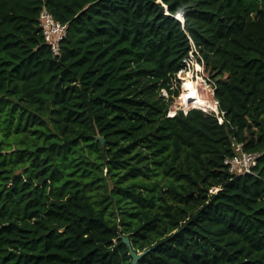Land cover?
<instances>
[{"label":"trees","instance_id":"obj_1","mask_svg":"<svg viewBox=\"0 0 264 264\" xmlns=\"http://www.w3.org/2000/svg\"><path fill=\"white\" fill-rule=\"evenodd\" d=\"M190 40L222 124L167 115ZM0 130V264H264V0H0Z\"/></svg>","mask_w":264,"mask_h":264},{"label":"built area","instance_id":"obj_2","mask_svg":"<svg viewBox=\"0 0 264 264\" xmlns=\"http://www.w3.org/2000/svg\"><path fill=\"white\" fill-rule=\"evenodd\" d=\"M38 19L44 42L53 55L58 54L59 43L66 36V26L56 21L46 9L40 11ZM189 42L190 49L182 58L181 67L173 77V85L178 89V93L173 96L167 115L173 116L177 111L186 114L188 110L196 108L204 114L215 117L217 122L222 124L224 111L219 109L218 100L215 98L214 81L210 80L207 74H204L202 55L194 43L191 40ZM198 89L201 90L203 98L198 101V105H195L196 99H199L197 98ZM192 92H195V95ZM161 93L164 97H168L165 90L162 89ZM181 94L185 98L182 97V101H179ZM232 147L233 154L223 160L228 172L232 175L251 172L260 154L244 150L242 144L235 141L232 142ZM216 190L217 188H212L210 191L215 192Z\"/></svg>","mask_w":264,"mask_h":264},{"label":"water","instance_id":"obj_3","mask_svg":"<svg viewBox=\"0 0 264 264\" xmlns=\"http://www.w3.org/2000/svg\"><path fill=\"white\" fill-rule=\"evenodd\" d=\"M179 16V17H178ZM176 16L178 20L183 22V16L179 14ZM96 134L94 135V139L99 141L101 145H104V138L98 133V130L96 129ZM121 242L125 244L127 247L128 253L131 256V264H136L137 261L146 253L149 251V248L145 249L144 251H135L129 241V238L127 236H121Z\"/></svg>","mask_w":264,"mask_h":264},{"label":"rangeland","instance_id":"obj_4","mask_svg":"<svg viewBox=\"0 0 264 264\" xmlns=\"http://www.w3.org/2000/svg\"><path fill=\"white\" fill-rule=\"evenodd\" d=\"M197 98L202 99L203 95L201 93V90L198 89V93H197ZM5 130H0V139H3L4 141H7L10 139V137H12V135H10V137H6L4 134ZM103 173H105V171H103ZM214 191V190H213Z\"/></svg>","mask_w":264,"mask_h":264},{"label":"bare ground","instance_id":"obj_5","mask_svg":"<svg viewBox=\"0 0 264 264\" xmlns=\"http://www.w3.org/2000/svg\"><path fill=\"white\" fill-rule=\"evenodd\" d=\"M178 17H179V16H178ZM192 93H194V95H195V92H192ZM182 97L185 98V96H184L183 94H181V95H180V99H179V101H182ZM198 101H200V99H196V104H195V105H198V104H199Z\"/></svg>","mask_w":264,"mask_h":264},{"label":"clouds","instance_id":"obj_6","mask_svg":"<svg viewBox=\"0 0 264 264\" xmlns=\"http://www.w3.org/2000/svg\"><path fill=\"white\" fill-rule=\"evenodd\" d=\"M193 109V108H192ZM194 109H196V108H194Z\"/></svg>","mask_w":264,"mask_h":264}]
</instances>
